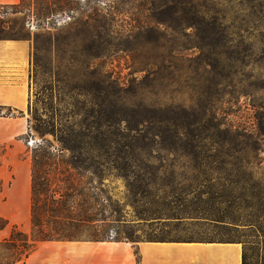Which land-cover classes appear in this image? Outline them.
I'll list each match as a JSON object with an SVG mask.
<instances>
[{"label":"rangeland","instance_id":"rangeland-1","mask_svg":"<svg viewBox=\"0 0 264 264\" xmlns=\"http://www.w3.org/2000/svg\"><path fill=\"white\" fill-rule=\"evenodd\" d=\"M191 1L203 12L222 16L233 27L248 20L245 0ZM16 4H0V39L29 41V95L23 112L10 109L13 118L25 120V133L0 143V226L6 223L0 241L8 237L12 226L28 236L33 234L29 185L31 155L37 146L47 145L62 160L58 169L73 172L66 163L69 152L61 148L58 139L78 138L90 146L100 143L98 134L77 137L71 130L93 121L104 122L109 128L117 89L133 104L188 106L197 99V92L208 86L199 60L200 45L191 29L180 34L170 30L162 36L154 34L158 40L148 43L143 38H127L116 18L100 29L99 39L90 42L79 34L80 26L76 27L80 13L86 11L83 0L72 12L41 18L33 0L23 8L12 7ZM161 58L170 70L159 71L162 75L151 88L147 78L158 73L155 64ZM253 70L264 78L263 67ZM257 94L264 97L262 91ZM216 112L227 124L259 136L247 142L248 149L238 156L211 150L193 159L153 149L151 158L143 162L146 167L141 166V172H148L144 184L152 183L148 188L151 196L143 193L144 198H130L124 180L100 167L103 176L93 178L89 187L90 193L109 200V206L105 202L96 206L103 210L106 224L70 229L74 241L232 240L245 249L247 264H264V106L253 107L249 99L240 96L232 106L218 104ZM5 113L7 108H2L0 115ZM104 136L110 139L109 134ZM205 178L208 183L201 182ZM140 183L136 186L143 187ZM175 214L183 217L180 222L168 219ZM217 218L225 223L211 221Z\"/></svg>","mask_w":264,"mask_h":264},{"label":"trees","instance_id":"trees-1","mask_svg":"<svg viewBox=\"0 0 264 264\" xmlns=\"http://www.w3.org/2000/svg\"><path fill=\"white\" fill-rule=\"evenodd\" d=\"M26 2L29 0H20L12 7L23 8L27 6ZM83 2L86 11L80 13L82 17L76 21V27L80 26L78 32L86 41L99 39L102 35L100 29L116 18L122 22L120 32L125 33L127 38H143L148 43H156L158 37L154 34L162 36L168 30L180 34L185 29H191L200 45L199 60L208 77L204 79L208 86L197 92V99L189 102L188 106L133 104L123 98L117 89L109 128L104 122L93 121L71 130L76 136L98 134L95 136L100 137L97 138L100 143L90 146L78 142V138L58 139L61 148L69 152L66 163L73 172L58 169L62 160L47 145L33 149L29 185V220L33 234L28 236L12 226L8 237L0 241V264H25L39 243L74 241L69 234L70 229L105 223L103 210L96 206H102L104 202L108 205L109 200L90 193L92 187H89L93 178L98 180L103 176L104 171L100 167H105V171L110 169L124 180L130 198H144L143 193L151 196L148 188L152 183L144 184L143 179L148 172H141V166H145L143 162L151 158L153 149L171 150L193 159L207 155L211 150L218 155L238 156L248 149L247 142L259 136V133H248L227 124L216 111L218 104L232 106L240 96L249 99L253 107L264 106V97L257 94L264 92V78L257 76L253 70L259 66L264 68V0H245L248 20H241L244 24L238 27L227 24L222 16L203 12L191 0ZM79 5L80 0H33L34 10L40 18L58 12H72ZM250 30L254 35L249 33ZM249 36L255 39V43ZM92 55L96 57L94 55L98 54ZM155 67L158 73L154 71L147 78L151 88L162 75L159 71L170 70L164 58ZM238 76L241 78L236 80ZM0 117L15 116L7 108V113ZM36 131L40 135L45 133ZM49 133L55 135L52 130ZM104 134H109L110 139H106ZM106 143L114 147L109 148ZM136 182H141L143 187L136 186ZM201 182L209 181L205 178ZM182 218L179 214L168 217L176 222ZM211 221L225 223L221 218ZM3 223L0 230L5 227L6 223ZM241 264H247L243 247Z\"/></svg>","mask_w":264,"mask_h":264},{"label":"crops","instance_id":"crops-1","mask_svg":"<svg viewBox=\"0 0 264 264\" xmlns=\"http://www.w3.org/2000/svg\"><path fill=\"white\" fill-rule=\"evenodd\" d=\"M19 0H0L16 4ZM28 40L0 39V107L23 112L28 104ZM21 117H0V143L22 136ZM237 241H50L39 243L25 264H241Z\"/></svg>","mask_w":264,"mask_h":264}]
</instances>
